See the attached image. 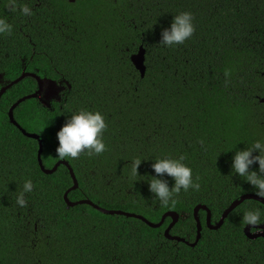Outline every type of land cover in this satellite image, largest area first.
I'll use <instances>...</instances> for the list:
<instances>
[{"label": "trees", "instance_id": "obj_1", "mask_svg": "<svg viewBox=\"0 0 264 264\" xmlns=\"http://www.w3.org/2000/svg\"><path fill=\"white\" fill-rule=\"evenodd\" d=\"M24 5L0 0V37H13L2 52H22L71 85L52 110L31 99L15 112L44 140L45 167L69 162L79 183L73 202L153 223L181 214L170 235L189 244L165 236L171 218L155 229L69 208L68 168L45 174L38 141L7 115L32 92L8 91L0 100V264H264V238L244 232L264 224L261 203L245 201L219 230L201 211L197 243L194 219L199 204L216 224L241 196H264V0H82L66 8L67 28L46 26L63 19L51 1ZM141 48L144 77L132 61ZM5 70L10 79L21 73Z\"/></svg>", "mask_w": 264, "mask_h": 264}, {"label": "water", "instance_id": "obj_2", "mask_svg": "<svg viewBox=\"0 0 264 264\" xmlns=\"http://www.w3.org/2000/svg\"><path fill=\"white\" fill-rule=\"evenodd\" d=\"M74 1V0H71ZM145 50L143 48H141L139 50V52L135 55L132 56V61L133 64L136 66V68L138 69V71L141 73V76L144 77L145 73H146V65H145ZM24 77H21L18 82L20 80H22ZM41 80H39L40 82ZM7 92V88H3L0 91V100L3 97V95ZM39 94H41V91H38L34 94L28 95L24 98H21L20 100H18L10 109L9 113H8V117L11 121V123L16 126L24 136L34 139L36 141H38L39 143V150H38V163L39 166L41 168V170L47 174V175H52L54 174L58 168L61 165H64L68 168L70 176L73 180V186L66 191L64 199L66 204L68 205L69 208H74L76 206L79 205H88L91 206L92 208H94L95 210L105 214V215H122V216H127V217H132V218H136L139 220H142L143 222H145L146 224H148L150 227L152 228H160L164 225L165 221L167 218H171L172 222L169 225V227L166 229L165 231V236L170 239V240H175L178 242H184L189 244L186 240L181 239L179 237H174L171 236V231L172 229L177 225V223L180 220V215L176 212H167L161 219V221L159 223H153L151 221H149L148 219H146L145 217L141 216V215H137V214H131V213H126L123 211H110L104 208H101L100 206H98L97 204L93 203L91 200L89 199H84V200H80L77 202H73L69 199V193L71 191L77 190L79 188V183L78 180L76 178V175L74 173L73 168L70 166L69 162L65 161V160H61L58 163L55 164V166L52 169L46 168L42 159V154H43V150H44V142L42 140V138L40 137L39 134L36 133H30L27 130H25L23 127H21V125L16 121L15 119V110L17 109V107L19 105H21L23 102L27 101V100H31V99H37ZM261 102L264 103V98L261 99ZM249 200H253V201H257L259 203H261L262 205H264V197L260 196V195H256V194H245L243 196H241L239 199L235 200L222 214L220 220L216 223L213 224L212 222V212L210 210L209 207H207L206 205H202L199 204L198 206L195 207L194 209V217H195V221L197 223V239H196V243L199 241L200 237H201V232L203 230V226H202V221L200 218V212L201 211H205L207 213V226L208 228L212 229V230H219L225 223L226 219L229 217V215L236 210L240 205H242L245 201H249ZM253 230H256L257 232H253ZM245 235L248 237V239L251 240H256L258 238H264V224H249L246 226L245 230Z\"/></svg>", "mask_w": 264, "mask_h": 264}, {"label": "flooded vegetation", "instance_id": "obj_3", "mask_svg": "<svg viewBox=\"0 0 264 264\" xmlns=\"http://www.w3.org/2000/svg\"><path fill=\"white\" fill-rule=\"evenodd\" d=\"M21 1L25 2L24 7H30V8L41 6V5L45 6L51 1L50 11L58 12L57 16H61V17H63V19L62 20H47L46 26L49 25L50 28L51 27L67 28V27H69L68 23H67V17H68L69 9H66V8L69 7L70 4L73 6H77L78 3L82 0H74V1H71V0H21ZM55 2L63 4V8H65V9L61 12L60 9H57L56 6H54ZM11 7H13V6H11ZM20 31H21V29H20ZM5 40H13V37H4V36L0 37V43H1V41H5ZM1 49H2V47L0 46V91L3 88L4 89L7 88V92L8 91H15V93H19L20 91H24V92H32V94H34L38 91H41V94H39V96L36 100H38V102H40L43 105V107L50 109V110H52L53 106L56 103L57 104L62 103V100L65 97L66 91H68L71 88V85L69 84V82L65 78L57 79L56 77H58L60 74L57 75L58 72L57 71L55 72L53 67H51V70H49V72H47L45 70H41L37 67H32V66H30V64H28L27 62H25V60L22 59V56H21L22 52H13L12 49H9L7 51L2 52ZM11 58H13V59L16 58V60L21 59L23 61L18 63V61L15 60L12 64L10 63V65H9L7 62H10ZM5 68H8L9 74L11 73V70L17 71V72L21 71V73L17 78L15 77V79H10L8 76V71H6ZM21 77H24V78L18 82V80ZM27 80H31V84H25L27 82ZM39 80H41V81L39 82ZM20 83H23L25 86L23 84H20ZM52 83L55 84L56 87H58L60 89L59 95L57 97H54L53 99H51L48 103H44V100H46L48 98L49 94L47 96H44V95L48 92V90L51 91L54 89V86L51 85ZM21 98H24V97H21ZM21 98H19L18 100H20ZM15 103H13V105ZM13 105H11V107ZM11 107H10V109H11ZM10 109H8L7 115L9 113ZM1 110H2V108L0 106V111ZM15 112H16V110H15ZM15 119H16V115H15ZM16 121H17V119H16ZM10 123H11V121H10ZM43 142H44V140H43Z\"/></svg>", "mask_w": 264, "mask_h": 264}, {"label": "rangeland", "instance_id": "obj_4", "mask_svg": "<svg viewBox=\"0 0 264 264\" xmlns=\"http://www.w3.org/2000/svg\"><path fill=\"white\" fill-rule=\"evenodd\" d=\"M54 86V89L49 91L44 95L47 96L48 94V98L46 100H44V103H48L51 99H53L54 97H57L59 95L60 89L58 87H56L55 84H51Z\"/></svg>", "mask_w": 264, "mask_h": 264}, {"label": "clouds", "instance_id": "obj_5", "mask_svg": "<svg viewBox=\"0 0 264 264\" xmlns=\"http://www.w3.org/2000/svg\"><path fill=\"white\" fill-rule=\"evenodd\" d=\"M6 94V93H5ZM261 196V195H260ZM264 197V196H263ZM181 217H180V219L182 218V215L181 214H179ZM206 216H207V213H206ZM201 218V217H200ZM194 219H195V217H194ZM180 221V220H179ZM202 221V220H201ZM206 221H207V218H206ZM197 224V223H196ZM207 224V223H206ZM253 224V223H252ZM249 225V224H248ZM202 226H203V223H202ZM246 228V227H245ZM245 230V229H244ZM252 231L253 232H257L256 230H253L252 229Z\"/></svg>", "mask_w": 264, "mask_h": 264}]
</instances>
